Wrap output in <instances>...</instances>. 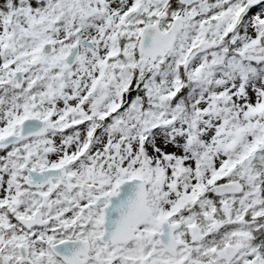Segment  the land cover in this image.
Returning a JSON list of instances; mask_svg holds the SVG:
<instances>
[{"label":"snow or ice","instance_id":"snow-or-ice-1","mask_svg":"<svg viewBox=\"0 0 264 264\" xmlns=\"http://www.w3.org/2000/svg\"><path fill=\"white\" fill-rule=\"evenodd\" d=\"M0 264H264V0H0Z\"/></svg>","mask_w":264,"mask_h":264}]
</instances>
